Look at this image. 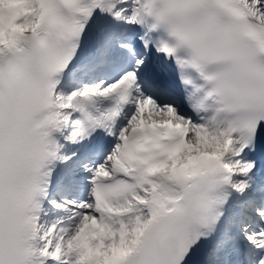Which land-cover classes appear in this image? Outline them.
<instances>
[{"label": "snow or ice", "instance_id": "6c2138e0", "mask_svg": "<svg viewBox=\"0 0 264 264\" xmlns=\"http://www.w3.org/2000/svg\"><path fill=\"white\" fill-rule=\"evenodd\" d=\"M0 264H264V0H0Z\"/></svg>", "mask_w": 264, "mask_h": 264}]
</instances>
